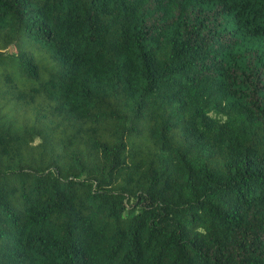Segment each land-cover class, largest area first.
<instances>
[{"label":"trees","instance_id":"obj_1","mask_svg":"<svg viewBox=\"0 0 264 264\" xmlns=\"http://www.w3.org/2000/svg\"><path fill=\"white\" fill-rule=\"evenodd\" d=\"M0 264H264V0H0Z\"/></svg>","mask_w":264,"mask_h":264}]
</instances>
